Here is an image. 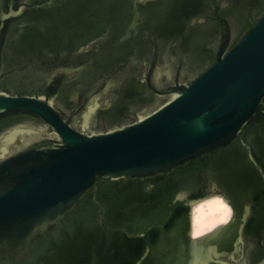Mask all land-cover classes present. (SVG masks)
Instances as JSON below:
<instances>
[{
  "label": "water",
  "instance_id": "95a60500",
  "mask_svg": "<svg viewBox=\"0 0 264 264\" xmlns=\"http://www.w3.org/2000/svg\"><path fill=\"white\" fill-rule=\"evenodd\" d=\"M213 196L233 216L195 238ZM175 202L182 264H254L264 0H0V264H115L125 226Z\"/></svg>",
  "mask_w": 264,
  "mask_h": 264
},
{
  "label": "flooded vegetation",
  "instance_id": "af4514ba",
  "mask_svg": "<svg viewBox=\"0 0 264 264\" xmlns=\"http://www.w3.org/2000/svg\"><path fill=\"white\" fill-rule=\"evenodd\" d=\"M165 208H167L168 220L151 223L149 226H125L126 230L121 232L123 237L119 238L112 247L115 264H170V261L174 264H182V261L186 258L183 247L178 246L171 251L167 239L162 237V234L174 229L175 225H189V208L176 202L172 203L171 206L166 205ZM240 212L241 209L236 206V217ZM174 216L176 221H169ZM230 225L236 224L233 222ZM254 225L258 226L253 227ZM246 231H251L249 235H254L258 245L257 250L252 254V260L255 264L264 255V249L261 246L264 235V222H255L250 219L247 222ZM185 232L183 230L182 237L185 236ZM235 232L230 228L226 232L220 233L211 241L212 246H216L220 251L224 248H230L236 239ZM128 234L132 237H128ZM197 250H202L201 245L197 246Z\"/></svg>",
  "mask_w": 264,
  "mask_h": 264
},
{
  "label": "bare ground",
  "instance_id": "6f19581e",
  "mask_svg": "<svg viewBox=\"0 0 264 264\" xmlns=\"http://www.w3.org/2000/svg\"><path fill=\"white\" fill-rule=\"evenodd\" d=\"M202 206L203 211L200 214L199 231H197L194 209L201 208ZM194 209L193 234L195 237H200L211 232L217 226L227 223L233 216V209L231 205L225 201L222 196H213L205 199L196 204Z\"/></svg>",
  "mask_w": 264,
  "mask_h": 264
},
{
  "label": "clouds",
  "instance_id": "9594fccd",
  "mask_svg": "<svg viewBox=\"0 0 264 264\" xmlns=\"http://www.w3.org/2000/svg\"><path fill=\"white\" fill-rule=\"evenodd\" d=\"M205 207H206V205H205ZM197 209H200V208L194 209V213H195V220H196V225H197V231H199L200 214L203 211V209H201L200 211H197Z\"/></svg>",
  "mask_w": 264,
  "mask_h": 264
},
{
  "label": "snow or ice",
  "instance_id": "6c2138e0",
  "mask_svg": "<svg viewBox=\"0 0 264 264\" xmlns=\"http://www.w3.org/2000/svg\"><path fill=\"white\" fill-rule=\"evenodd\" d=\"M203 208V206L200 209H197V211H200Z\"/></svg>",
  "mask_w": 264,
  "mask_h": 264
}]
</instances>
